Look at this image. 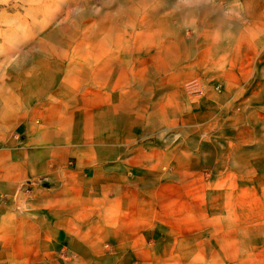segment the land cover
<instances>
[{"label": "rangeland", "instance_id": "obj_1", "mask_svg": "<svg viewBox=\"0 0 264 264\" xmlns=\"http://www.w3.org/2000/svg\"><path fill=\"white\" fill-rule=\"evenodd\" d=\"M263 127L264 0H0V264H264Z\"/></svg>", "mask_w": 264, "mask_h": 264}, {"label": "crops", "instance_id": "obj_2", "mask_svg": "<svg viewBox=\"0 0 264 264\" xmlns=\"http://www.w3.org/2000/svg\"><path fill=\"white\" fill-rule=\"evenodd\" d=\"M258 80L256 79V77L250 78V85L252 84L254 86V84H258L259 83ZM253 86L251 87V90H250V103L251 102L254 103V101L256 99V93H257L256 91H257V89H254ZM262 131H263V137L262 138H264V127L262 128ZM263 153H264V140H263ZM262 162H264V160Z\"/></svg>", "mask_w": 264, "mask_h": 264}, {"label": "clouds", "instance_id": "obj_3", "mask_svg": "<svg viewBox=\"0 0 264 264\" xmlns=\"http://www.w3.org/2000/svg\"><path fill=\"white\" fill-rule=\"evenodd\" d=\"M182 3H184L185 5H191L194 0H181Z\"/></svg>", "mask_w": 264, "mask_h": 264}, {"label": "built area", "instance_id": "obj_4", "mask_svg": "<svg viewBox=\"0 0 264 264\" xmlns=\"http://www.w3.org/2000/svg\"><path fill=\"white\" fill-rule=\"evenodd\" d=\"M193 83V82H192ZM217 88L219 87V84L216 86Z\"/></svg>", "mask_w": 264, "mask_h": 264}]
</instances>
